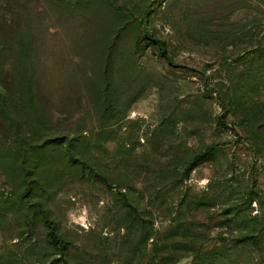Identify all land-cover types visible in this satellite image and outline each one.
I'll return each instance as SVG.
<instances>
[{
	"label": "rangeland",
	"instance_id": "1",
	"mask_svg": "<svg viewBox=\"0 0 264 264\" xmlns=\"http://www.w3.org/2000/svg\"><path fill=\"white\" fill-rule=\"evenodd\" d=\"M0 264H264V0H0Z\"/></svg>",
	"mask_w": 264,
	"mask_h": 264
},
{
	"label": "trees",
	"instance_id": "2",
	"mask_svg": "<svg viewBox=\"0 0 264 264\" xmlns=\"http://www.w3.org/2000/svg\"><path fill=\"white\" fill-rule=\"evenodd\" d=\"M49 237H50V241H51L52 244L58 243L57 239L55 238V236H53L52 234H49Z\"/></svg>",
	"mask_w": 264,
	"mask_h": 264
}]
</instances>
